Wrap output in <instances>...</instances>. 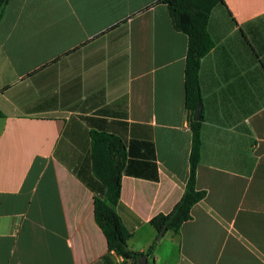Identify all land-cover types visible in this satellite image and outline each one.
I'll return each instance as SVG.
<instances>
[{"label": "crops", "instance_id": "0c3cea01", "mask_svg": "<svg viewBox=\"0 0 264 264\" xmlns=\"http://www.w3.org/2000/svg\"><path fill=\"white\" fill-rule=\"evenodd\" d=\"M158 0H10L0 21V264H104L90 130L123 136L115 212L146 264H264V0H221L200 60L196 188L178 233L191 133L185 34ZM164 240V241H162ZM115 264L121 258L114 256Z\"/></svg>", "mask_w": 264, "mask_h": 264}, {"label": "trees", "instance_id": "16d2710c", "mask_svg": "<svg viewBox=\"0 0 264 264\" xmlns=\"http://www.w3.org/2000/svg\"><path fill=\"white\" fill-rule=\"evenodd\" d=\"M10 0H0V21ZM166 6L172 27L187 37L184 62V110L191 133L188 178L183 193L167 214L154 216L149 225L156 231L177 234L181 225L191 218L192 207L204 199L205 191L196 188V170L200 157V129L202 118L195 119L196 106L200 101L198 70L200 60L213 48L208 32V20L212 9L221 0H158ZM0 117L2 113L0 111ZM89 158L93 176L100 189L93 199V215L106 241L104 264H115L114 256L137 264L141 256L149 257L157 244L153 241L145 252H136L128 246L130 232L115 212L120 195L121 176L126 172L127 147L123 136L103 130H90Z\"/></svg>", "mask_w": 264, "mask_h": 264}, {"label": "water", "instance_id": "95a60500", "mask_svg": "<svg viewBox=\"0 0 264 264\" xmlns=\"http://www.w3.org/2000/svg\"><path fill=\"white\" fill-rule=\"evenodd\" d=\"M201 111H202V105L200 101H198L196 106V112H195V119L198 120L201 117ZM162 235V232L158 235L157 239ZM137 264H146V256H141L138 260Z\"/></svg>", "mask_w": 264, "mask_h": 264}, {"label": "built area", "instance_id": "2783aa9c", "mask_svg": "<svg viewBox=\"0 0 264 264\" xmlns=\"http://www.w3.org/2000/svg\"><path fill=\"white\" fill-rule=\"evenodd\" d=\"M120 264H133L131 261H123V259L121 258V263Z\"/></svg>", "mask_w": 264, "mask_h": 264}, {"label": "rangeland", "instance_id": "374dc122", "mask_svg": "<svg viewBox=\"0 0 264 264\" xmlns=\"http://www.w3.org/2000/svg\"><path fill=\"white\" fill-rule=\"evenodd\" d=\"M168 233H169L168 235H172V232L169 231ZM162 241H164V240H162Z\"/></svg>", "mask_w": 264, "mask_h": 264}]
</instances>
